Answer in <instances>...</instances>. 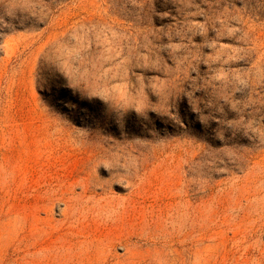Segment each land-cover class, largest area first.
<instances>
[{
	"label": "rangeland",
	"instance_id": "374dc122",
	"mask_svg": "<svg viewBox=\"0 0 264 264\" xmlns=\"http://www.w3.org/2000/svg\"><path fill=\"white\" fill-rule=\"evenodd\" d=\"M0 264H264V0H0Z\"/></svg>",
	"mask_w": 264,
	"mask_h": 264
}]
</instances>
